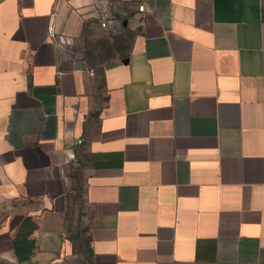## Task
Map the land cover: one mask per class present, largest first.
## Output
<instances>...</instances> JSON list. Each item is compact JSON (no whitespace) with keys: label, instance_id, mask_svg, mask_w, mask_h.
Segmentation results:
<instances>
[{"label":"crops","instance_id":"1","mask_svg":"<svg viewBox=\"0 0 264 264\" xmlns=\"http://www.w3.org/2000/svg\"><path fill=\"white\" fill-rule=\"evenodd\" d=\"M16 201L15 264H264V0H0Z\"/></svg>","mask_w":264,"mask_h":264},{"label":"rangeland","instance_id":"2","mask_svg":"<svg viewBox=\"0 0 264 264\" xmlns=\"http://www.w3.org/2000/svg\"><path fill=\"white\" fill-rule=\"evenodd\" d=\"M88 44L89 43L87 41L85 43V45L87 46V50L85 51L86 54L91 50V48L88 47ZM93 56H96V52L93 54ZM86 60L95 66L98 62H100L99 59H96V63L94 64L90 56L86 57ZM19 204L20 203H18L17 201L13 203L0 202V264H15V262L11 258L9 251L8 237L11 227V218L9 217L14 213L16 205L19 206Z\"/></svg>","mask_w":264,"mask_h":264},{"label":"trees","instance_id":"3","mask_svg":"<svg viewBox=\"0 0 264 264\" xmlns=\"http://www.w3.org/2000/svg\"><path fill=\"white\" fill-rule=\"evenodd\" d=\"M90 45V44H89ZM104 45V43H100V44H97V45H91L92 47H91V50L86 54V57H89L90 56V58L92 59V61L93 62H95L96 61V59H99V60H101L102 59V57H100V56H93V54L95 53V50H96V48L97 47H99V46H103ZM121 41H120V39L119 38H115V41H114V48H118V49H121ZM104 48H107L106 46H103ZM96 63V62H95Z\"/></svg>","mask_w":264,"mask_h":264},{"label":"built area","instance_id":"4","mask_svg":"<svg viewBox=\"0 0 264 264\" xmlns=\"http://www.w3.org/2000/svg\"><path fill=\"white\" fill-rule=\"evenodd\" d=\"M139 10H140L141 12H144V11H145V6H144V5H143V6H140V7H139ZM102 27H104V28L107 27V23H106V22H103V23H102ZM90 74H91V75H94L93 71H91Z\"/></svg>","mask_w":264,"mask_h":264}]
</instances>
